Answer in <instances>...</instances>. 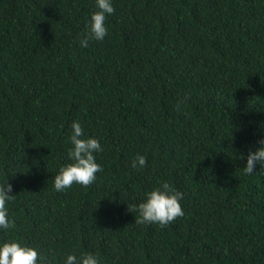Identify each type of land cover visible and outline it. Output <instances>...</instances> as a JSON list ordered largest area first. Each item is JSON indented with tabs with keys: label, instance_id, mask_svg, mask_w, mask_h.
Here are the masks:
<instances>
[{
	"label": "trees",
	"instance_id": "16d2710c",
	"mask_svg": "<svg viewBox=\"0 0 264 264\" xmlns=\"http://www.w3.org/2000/svg\"><path fill=\"white\" fill-rule=\"evenodd\" d=\"M107 35L81 47L97 0H0V184L15 227L0 244L45 264H264V0H111ZM102 171L56 191L72 123ZM137 155L146 166L132 168ZM168 182L184 215L136 224Z\"/></svg>",
	"mask_w": 264,
	"mask_h": 264
},
{
	"label": "clouds",
	"instance_id": "9594fccd",
	"mask_svg": "<svg viewBox=\"0 0 264 264\" xmlns=\"http://www.w3.org/2000/svg\"><path fill=\"white\" fill-rule=\"evenodd\" d=\"M99 11L92 14L87 25V34L80 40L81 47H87L90 40H103L107 35L105 27L106 15L114 14L115 9L111 0H97ZM72 135L70 137L72 148L68 151V157L73 161L60 168L54 178L56 191H63L73 184H80L84 187L90 186L96 180V173L102 171L101 165L96 162L94 153L103 151L100 142L96 138H81L84 135L79 121H73ZM260 147L255 151H249L244 173L251 175L259 163L264 167V139L259 141ZM146 157L137 155L132 161V168H143L146 166ZM13 185L8 181L0 184V228L8 229L15 227V221L9 220L6 203L15 199L12 194ZM183 193L173 190L168 182L161 187L147 193V199L140 203L129 204L131 212L138 211L136 224H159L161 228L172 223L178 217L184 215L180 201ZM0 264H45L44 258L38 251L29 246H22L15 241L0 244ZM63 264H99L98 258L91 254H85L77 259L76 255L67 256Z\"/></svg>",
	"mask_w": 264,
	"mask_h": 264
}]
</instances>
